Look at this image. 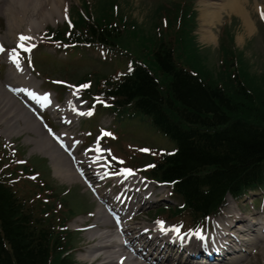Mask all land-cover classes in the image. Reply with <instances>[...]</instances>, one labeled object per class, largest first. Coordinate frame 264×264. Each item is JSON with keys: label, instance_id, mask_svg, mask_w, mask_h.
<instances>
[{"label": "trees", "instance_id": "1", "mask_svg": "<svg viewBox=\"0 0 264 264\" xmlns=\"http://www.w3.org/2000/svg\"><path fill=\"white\" fill-rule=\"evenodd\" d=\"M176 8L191 9L194 15L187 0L177 1ZM91 15L88 9L77 11L71 26L49 29L50 41L59 46L81 41L117 46L139 30L117 12L109 16L102 8ZM219 41L215 74L201 60L184 67L169 39H142L136 42L139 55L149 50L147 57L162 74L161 82L128 53V71L101 80L97 76L96 93L112 108L147 115L156 131L174 143V149L139 168L147 178L171 185L181 204L169 212L176 218L188 212L190 224L216 214L227 194L238 199L250 189L264 188V73L256 81L246 71L227 26ZM186 57L190 62V55ZM2 176L0 264H74L68 253L74 245L72 232L65 228L68 216L55 217L47 203L31 206ZM69 213L76 212L70 208Z\"/></svg>", "mask_w": 264, "mask_h": 264}, {"label": "rangeland", "instance_id": "2", "mask_svg": "<svg viewBox=\"0 0 264 264\" xmlns=\"http://www.w3.org/2000/svg\"><path fill=\"white\" fill-rule=\"evenodd\" d=\"M113 1H115V5L113 4ZM189 1L193 6L192 8L197 11L195 19L191 13V9L184 8L181 10L176 8L177 1L173 0H67L63 5V11L59 12L55 20H49L45 25L37 28L36 31H32L33 34L31 39L26 40L25 42L26 45L31 46L29 49H21V43L18 44L17 42L4 44L7 46V51H12L13 49L17 50V48L21 49V52L26 60L29 59L31 52H34L37 48L34 56H39L40 59H38L35 63V66H37V68L34 66L35 72L44 73L48 78H64V75L66 76L65 79L75 82L78 77H81L87 72L89 73V71H95L101 75H106L112 71H116L117 69L126 70L130 66L128 64L129 60L126 55H121L126 51L128 54L137 58L138 60L136 61L146 65L151 73L156 76L157 80L161 82V79H163L162 74L156 69L154 64L150 63V60L147 57L149 50L141 52L142 54L139 55L136 42L138 43L142 39L148 42H156L161 39H171L174 43V53L178 61H180L184 67L190 69L191 63L194 60H201L204 67L211 73L215 74L218 67L217 48L218 43H220L218 35L221 27L227 24L229 34L234 40V46L237 50L236 52L240 54L242 61L246 65V71L250 73L251 76L256 78V81L262 79V74L264 73V28L262 27V24H260V20L264 19V17L261 16V12L264 11V0L245 1V5L248 11H250V16L255 23V30L253 31V34L246 33L241 24L240 18L235 13L222 11L220 21L215 25L210 26L215 38L209 43L201 41L200 33L198 31L200 26L199 15L203 0H188V2ZM256 5L261 8V11L257 9ZM102 8H104V11L107 12L109 16L111 12H117L121 17L124 19L128 18L129 21L135 22L136 27H139V30L135 33V35L130 36L129 42H126L127 35H125L122 39L123 41L118 42L117 47H114V55L113 51L110 49H101L100 51L96 49L89 50L84 57L74 59L65 55V53L58 55L57 57L54 56V49L52 47L41 46L39 48L41 45V39L44 37L47 29H55L62 26L65 27L64 23L67 22L70 17L74 20L76 19L77 11L84 12L88 9L92 11L93 15H98ZM231 19L232 21L230 22ZM122 20L120 19L118 23H121ZM124 29L125 26L123 30ZM5 30L6 18L4 15L0 14V32L2 33ZM188 49H190V51H187ZM40 50L45 51L47 54L44 56ZM103 54L107 58L106 61H102L101 59L104 57ZM188 54L191 57V61L185 62ZM0 61H7V63H0L1 83V81L6 78L7 73L11 70L10 68L12 65L2 55H0ZM62 62L64 63L60 67H57ZM26 63L29 65L27 61ZM95 72L93 73L96 74ZM39 82L43 83V80L40 79ZM49 84L50 82L46 80L42 84V88H45ZM101 111V107L96 109V117L93 116L96 118L94 122H90V120L81 121V129L83 131L86 130V128H89V126L91 131L94 130L90 136L87 134H80L79 131L81 130H79L75 125H73V127L69 126L70 128H67L66 126L63 128V131L70 132L71 137L69 141L71 143L82 139V147L77 150L78 156L82 153L83 146L95 141L94 138L98 132V127L96 126H107V124L112 130H109L111 131L110 137L103 138L102 144H106L110 148L113 147L116 155L119 158H123L122 161H124L125 165L130 164L134 166L141 164L142 168L159 155L158 153L160 152V149H164L163 151L174 149V143L156 131L153 123L147 115L137 113V116H133L134 112L128 109L120 110L112 108L110 109V114L112 116L104 113V111L101 114ZM6 125H8L7 127H10L8 122L2 124L0 117L1 147L12 143L11 146L7 145L4 147V149H6L5 157H10L12 155V158L15 156V158L22 157V155L25 158L31 157L33 159L30 158L31 160L26 162L25 165L32 170L39 171L40 178L48 180L49 183L57 187L58 190L70 189L68 194L69 197L72 195L70 201L73 210L77 213V215L69 219L67 226L69 229L74 230L75 244H77L75 247V258L78 264H90L89 259L82 260L81 256L90 245L97 242V238H94V240L91 241V238L87 233L88 229L85 231H79V228L83 223H89L91 225L94 223L93 211L96 210L98 204L100 203L98 197L96 198L94 194H91L90 191L87 190L84 183L82 184L79 179L75 183H69L61 181L57 178L54 175L53 167L49 163L47 157L44 159L46 163L36 159L40 156L43 158L45 157L43 153L33 148V141L34 137H36V133L22 132L19 136L13 135L11 133L4 132ZM59 130H62V128ZM43 131L44 130H42V132ZM30 141L32 144H30ZM144 149H147V151H144ZM14 152L16 153L14 154ZM113 163L115 164V169H118V163L114 161ZM141 168H136V170H141ZM118 181L119 180H111L104 184L102 180L98 183L100 192L104 198H113L114 193L117 190L118 195L127 194L130 187L128 188L124 186V184L118 187ZM132 181H134V179ZM131 183L135 186V182ZM137 183L139 184V182ZM135 188H137V186L132 189L134 190ZM49 190L52 194V189ZM159 190H161V192H159ZM20 191L22 194L25 193L24 188H20ZM155 192L160 194L159 198L166 197H162L165 193L171 196L170 189L166 186L157 189V191L155 190ZM131 194V192L128 193L126 201L131 197ZM261 194L262 190H256L249 193L245 198L238 202H234L230 197H228V205L235 210L239 207L240 210H242L241 214H243L244 211L246 214L257 211L262 213L264 211V198H261L263 196ZM256 198L259 199L257 200ZM55 201L59 204L63 212H68V206L65 205V202L67 201L66 197L57 196ZM171 201L173 202V205H177L179 203V200L173 196H171ZM127 205L130 204L127 203ZM147 205L148 204H144L139 210H136V205L132 207L133 212L138 213L136 219L140 222L141 227L152 224L154 225L153 217L159 215L156 212V208L158 207L150 206L147 208ZM151 209L154 210L150 211ZM222 211L220 215L222 214ZM186 216L187 214L183 213L181 217L182 220L172 219L167 214H161L157 217H165L169 225H180L182 230H187L188 226L181 222L188 219V216ZM212 218L213 217L203 221L198 229L202 232L206 231L208 226L212 229V225L215 221ZM179 261L180 263H184L182 257H179ZM240 264H264L263 241L257 243L254 248V252L250 253L249 257L243 260Z\"/></svg>", "mask_w": 264, "mask_h": 264}, {"label": "bare ground", "instance_id": "3", "mask_svg": "<svg viewBox=\"0 0 264 264\" xmlns=\"http://www.w3.org/2000/svg\"><path fill=\"white\" fill-rule=\"evenodd\" d=\"M67 0H0V14L6 18V30L0 32V46L5 48L4 43L18 42L24 43L19 40L21 34L31 38L32 31H36L37 28L45 25L49 20H55L64 9V4ZM219 1V2H218ZM246 0H203L200 10L199 20V33L200 39L204 43L213 41L215 36L210 26L215 25L220 21L222 17V11L229 13H235L241 20V24L246 33L253 34L255 30V23L250 16L246 5ZM257 9H260L258 5ZM255 8V7H254ZM261 11V9H260ZM26 45V44H25ZM0 55L10 61L13 60L12 68L6 75V78L0 83V117L5 122L8 121L10 128H6L7 131H11L12 134H20L19 132L28 131L36 133L33 144L34 149L43 153L51 166L53 167L54 175L61 181L75 183L81 176L76 173L74 163L69 157L60 150L54 143L51 142L49 137H46L42 132V126L39 122H36L33 118L29 117V113L19 105L17 98L12 96L13 93L22 95L23 97L31 100L37 99L36 93H32L35 88L38 87V82L32 78L28 69L23 68V62L20 61L13 51H0ZM38 105V103L35 102ZM60 108V107H57ZM61 112V111H60ZM63 114V112H62ZM66 119L68 117L64 115ZM74 116L69 117L68 120ZM22 121L23 124L20 128L15 129L16 121ZM67 121V120H66ZM67 138V134L64 135ZM82 157V156H81ZM80 161L75 159L77 164ZM99 162V161H98ZM96 158L93 159L94 169L97 165ZM100 170V169H99ZM135 180H140L137 176H133ZM131 180V179H130ZM229 201H227L228 203ZM235 210L229 207L227 204L223 209V213L215 219L212 229H209V233L203 234V241H208L210 245L216 244L215 238H219L222 242L228 241V238L235 231H239L243 241L238 246V251L241 250V246L245 241H249L251 248L254 249L257 243L263 241L264 244V232L262 224L257 220H253L251 214H241L240 208ZM94 223L88 227L87 233L92 238H97V242L90 245L87 250L82 254L81 259H89L90 264H159V261H163L161 264L170 263L173 247L175 243L171 241H164L159 243L155 238L159 237L157 233L155 235L147 236L148 229L141 227L138 221H125V227L117 226L118 229H106L108 226L114 225L109 215H106L99 207L94 212ZM259 215V212H256ZM156 227V226H153ZM252 233V234H251ZM163 234V233H162ZM161 234V235H162ZM128 235L127 238H123V241H128L127 245H124L122 237ZM251 235L252 237H249ZM170 237V236H168ZM250 238V239H249ZM172 239V238H169ZM176 240L175 238H173ZM197 239L189 238V242L194 244ZM233 240V239H231ZM234 241V240H233ZM240 242V240H238ZM138 242V247L132 251L131 247ZM178 246V245H177ZM146 248L148 252L146 256L142 251ZM153 248V249H152ZM152 250L155 252V259L153 260L149 255ZM236 251V252H238ZM252 252V249H250ZM96 252V255L94 253ZM135 253L133 257L132 254ZM250 253V252H249ZM237 255L231 259L230 263L234 264L237 260ZM94 258V259H93ZM236 264H239L243 259L239 256ZM220 264H227L222 261Z\"/></svg>", "mask_w": 264, "mask_h": 264}, {"label": "snow or ice", "instance_id": "4", "mask_svg": "<svg viewBox=\"0 0 264 264\" xmlns=\"http://www.w3.org/2000/svg\"><path fill=\"white\" fill-rule=\"evenodd\" d=\"M261 16L264 17V11L261 12ZM29 39H31V38L28 37V36H26V35H23V34H21L20 37H19V40H20L21 42H23V41H25V40H29ZM20 47H25V45H24L23 43H21V44H20ZM0 51H4V49H3L2 46H0ZM12 51H13V53H15L16 50L13 49ZM86 86H87V85H83V87H86ZM44 99H45V100H48V95H47V94L44 95ZM144 151H147V149H144ZM125 171H127V172H131L132 170H131V169H126ZM163 223H164L163 221H160V222H159V224H160L161 226L163 225ZM161 230H164L163 227L161 228ZM173 230L176 231V232H179V228H177V227H175V226L173 227ZM195 234H196L197 237L203 239V234H202L201 231L198 230Z\"/></svg>", "mask_w": 264, "mask_h": 264}]
</instances>
